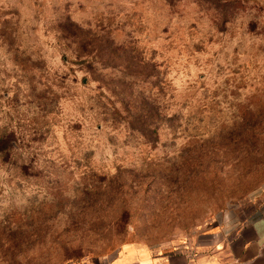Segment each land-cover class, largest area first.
Wrapping results in <instances>:
<instances>
[{
    "label": "rangeland",
    "instance_id": "obj_1",
    "mask_svg": "<svg viewBox=\"0 0 264 264\" xmlns=\"http://www.w3.org/2000/svg\"><path fill=\"white\" fill-rule=\"evenodd\" d=\"M219 1L0 0V264L196 255L264 208V0Z\"/></svg>",
    "mask_w": 264,
    "mask_h": 264
},
{
    "label": "crops",
    "instance_id": "obj_2",
    "mask_svg": "<svg viewBox=\"0 0 264 264\" xmlns=\"http://www.w3.org/2000/svg\"><path fill=\"white\" fill-rule=\"evenodd\" d=\"M222 234L214 249L196 255H174L146 244H127L109 264H264V208Z\"/></svg>",
    "mask_w": 264,
    "mask_h": 264
},
{
    "label": "trees",
    "instance_id": "obj_3",
    "mask_svg": "<svg viewBox=\"0 0 264 264\" xmlns=\"http://www.w3.org/2000/svg\"><path fill=\"white\" fill-rule=\"evenodd\" d=\"M214 1H217L218 5H221L219 0H214ZM226 1L227 2L223 4V7L226 9L223 12L222 21L227 23V21H229L230 17L232 16L233 13L232 8L234 7L233 1L235 0H226ZM152 115L153 114L151 111H147L145 116H143L142 123L148 125V123L152 121ZM40 136L44 139V135H40ZM38 142H40V140L34 138L29 142V144L25 146L27 150L33 149V146L37 145ZM19 148L20 146L14 140V133H7V131L0 130V173L4 172L8 174V176L12 178V180L15 177L12 176L11 169L15 168L17 164L15 160L16 158L15 156ZM24 177H27V175L26 174L23 175V178Z\"/></svg>",
    "mask_w": 264,
    "mask_h": 264
}]
</instances>
